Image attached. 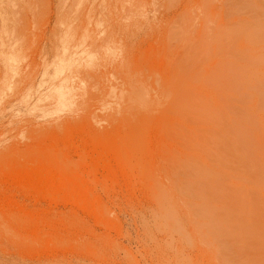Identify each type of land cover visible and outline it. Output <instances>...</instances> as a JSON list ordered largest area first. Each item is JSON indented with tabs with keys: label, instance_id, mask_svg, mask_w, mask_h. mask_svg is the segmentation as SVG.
Instances as JSON below:
<instances>
[{
	"label": "rangeland",
	"instance_id": "374dc122",
	"mask_svg": "<svg viewBox=\"0 0 264 264\" xmlns=\"http://www.w3.org/2000/svg\"><path fill=\"white\" fill-rule=\"evenodd\" d=\"M0 264H264V0H0Z\"/></svg>",
	"mask_w": 264,
	"mask_h": 264
}]
</instances>
